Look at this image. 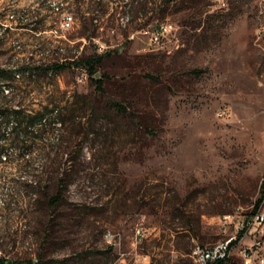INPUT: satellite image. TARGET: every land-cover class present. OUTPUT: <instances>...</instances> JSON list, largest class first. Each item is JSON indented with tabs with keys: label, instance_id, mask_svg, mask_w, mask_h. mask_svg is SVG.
I'll list each match as a JSON object with an SVG mask.
<instances>
[{
	"label": "rangeland",
	"instance_id": "obj_1",
	"mask_svg": "<svg viewBox=\"0 0 264 264\" xmlns=\"http://www.w3.org/2000/svg\"><path fill=\"white\" fill-rule=\"evenodd\" d=\"M261 1L0 0V259L195 264L227 237L264 183Z\"/></svg>",
	"mask_w": 264,
	"mask_h": 264
},
{
	"label": "built area",
	"instance_id": "obj_2",
	"mask_svg": "<svg viewBox=\"0 0 264 264\" xmlns=\"http://www.w3.org/2000/svg\"><path fill=\"white\" fill-rule=\"evenodd\" d=\"M261 12L264 13V0L260 3ZM73 23V16L66 15L62 22L64 29L70 28ZM169 25H161L152 36V42L160 43L161 37L169 31ZM13 69L16 77H21L22 72ZM88 78V70L85 68L78 80L85 81ZM2 90L10 91V85L0 79ZM226 110L220 111L225 115ZM221 225L232 232L227 237L212 245H196L193 249L195 264H219L234 260L241 264H264V210L242 213L237 211L228 213L221 217Z\"/></svg>",
	"mask_w": 264,
	"mask_h": 264
},
{
	"label": "trees",
	"instance_id": "obj_3",
	"mask_svg": "<svg viewBox=\"0 0 264 264\" xmlns=\"http://www.w3.org/2000/svg\"><path fill=\"white\" fill-rule=\"evenodd\" d=\"M133 1H146L148 2L149 0H133ZM104 59V55H98L96 57H90V58H87V59H84L80 62H82V64H84L85 68L89 71V73L91 75H94L96 72H97V66L103 61ZM77 64H80L79 62H77ZM66 66V64H60V63H56V64H53L49 67V69H55L57 71L61 70V69H64ZM27 67H20L16 70L22 72V73H25ZM7 72V70H2L0 71V79H2L4 82H7V78L5 76V73ZM13 73V75L15 76V71H11ZM97 82V85L98 87L101 89L103 87V84H104V81H103V78H99V79H96L95 80ZM0 92L3 93V90H2V85L0 84ZM16 116L19 115V113L21 111H19V109H15V110H12ZM10 113V116L13 114ZM46 113L45 112H40V113H37L36 115H34L33 117L30 118V121L27 122V127H32L33 125H36L39 121H42L45 117ZM3 115L0 113V118H2ZM19 124V123H18ZM264 201V183L262 185V193H261V196L260 198L257 200L256 204H255V209L254 211H257L259 210V208L261 207V204L263 203ZM35 260H28V261H12V260H4V259H0V263L2 264H35ZM219 264H223V263H219ZM235 264H241V263H235Z\"/></svg>",
	"mask_w": 264,
	"mask_h": 264
},
{
	"label": "bare ground",
	"instance_id": "obj_4",
	"mask_svg": "<svg viewBox=\"0 0 264 264\" xmlns=\"http://www.w3.org/2000/svg\"><path fill=\"white\" fill-rule=\"evenodd\" d=\"M2 34H4V33L1 31V32H0V36H1Z\"/></svg>",
	"mask_w": 264,
	"mask_h": 264
}]
</instances>
